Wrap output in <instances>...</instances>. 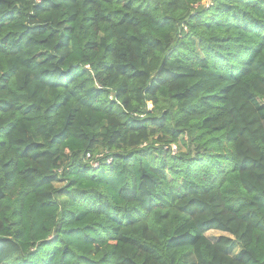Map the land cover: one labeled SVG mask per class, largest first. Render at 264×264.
<instances>
[{
  "label": "trees",
  "instance_id": "obj_1",
  "mask_svg": "<svg viewBox=\"0 0 264 264\" xmlns=\"http://www.w3.org/2000/svg\"><path fill=\"white\" fill-rule=\"evenodd\" d=\"M0 264H264V0H0Z\"/></svg>",
  "mask_w": 264,
  "mask_h": 264
},
{
  "label": "rangeland",
  "instance_id": "obj_2",
  "mask_svg": "<svg viewBox=\"0 0 264 264\" xmlns=\"http://www.w3.org/2000/svg\"><path fill=\"white\" fill-rule=\"evenodd\" d=\"M148 107H149V109H152L153 108V104L150 102V104H149ZM156 138L157 137H154L153 139H151L152 140V145H155L157 147H161V144L155 140ZM190 138H191V136H190V133L188 132V134H186V136H185L184 139L188 143L189 140H190ZM146 145L147 144H144V146H146ZM172 147H175L176 154L177 153L179 154V153H182V152H188L189 151V148L187 147V144L185 146L184 145L179 146L178 144L177 145L174 144V145H172ZM63 183H61L60 185H62ZM206 234L209 237L214 238V237H218L219 235H221L223 233L220 232V231H216V230H210ZM241 252H242L241 245L238 242H235L234 248L232 250L233 256L238 257V256H240Z\"/></svg>",
  "mask_w": 264,
  "mask_h": 264
},
{
  "label": "built area",
  "instance_id": "obj_3",
  "mask_svg": "<svg viewBox=\"0 0 264 264\" xmlns=\"http://www.w3.org/2000/svg\"><path fill=\"white\" fill-rule=\"evenodd\" d=\"M173 153H176L175 147H172Z\"/></svg>",
  "mask_w": 264,
  "mask_h": 264
}]
</instances>
